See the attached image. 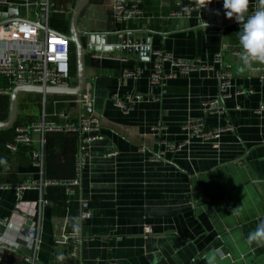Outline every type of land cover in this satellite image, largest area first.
<instances>
[{"label": "crops", "instance_id": "obj_1", "mask_svg": "<svg viewBox=\"0 0 264 264\" xmlns=\"http://www.w3.org/2000/svg\"><path fill=\"white\" fill-rule=\"evenodd\" d=\"M37 1L0 0V13L18 9L19 18L36 21ZM51 1L73 9L77 0ZM139 1L147 11L133 22L115 21L110 0H89L78 19L84 44L91 35L103 36L98 43L112 50L97 59L87 55L84 91L93 104L81 113L101 117L99 138L31 133V149L40 156L35 167L28 148L6 149L21 127L0 130V219L9 220L5 235L16 237L20 247L16 254L1 253L0 264H26L28 256L36 264H264V244L247 242L264 220V112L258 111L264 106V63L243 65V22L224 16L222 0L188 17L172 16L176 0ZM181 2L194 7L198 0ZM252 8H264V0H248L247 12ZM51 21L52 30L62 31ZM159 50L173 60H199L204 69L181 74L165 65L162 94L161 86L150 83L151 54ZM218 70L230 74L229 96L221 114H205L204 104L218 95ZM134 71L137 78L123 77ZM6 88L0 76V92ZM239 90L252 93L239 97ZM135 94L142 99L130 111L112 103L113 97L124 101ZM9 95L0 93V121L7 119ZM53 97H47L53 109L73 100ZM32 99L45 97L22 93L18 105ZM72 105L61 112L69 120L80 112ZM52 112L48 122L67 124ZM198 118L221 129L217 149L182 129ZM152 154L159 157L150 159ZM74 178L78 185L70 194L67 184ZM25 183L31 186L19 196L27 211H16V188ZM58 189L62 199L55 197ZM80 201L87 202L90 218L80 217ZM146 227L151 234H144ZM32 228L36 243L29 250L25 235ZM65 233L77 234L78 242L56 245Z\"/></svg>", "mask_w": 264, "mask_h": 264}, {"label": "built area", "instance_id": "obj_2", "mask_svg": "<svg viewBox=\"0 0 264 264\" xmlns=\"http://www.w3.org/2000/svg\"><path fill=\"white\" fill-rule=\"evenodd\" d=\"M204 0H198V3L194 7L184 6L181 0H176V7L178 10L172 14L175 17H188L193 12L198 14H205V7H201ZM37 10L36 21H14L7 25L0 27V76L6 80L7 88L0 93L9 94L15 87L22 86H39L42 88L53 87L59 89L73 88L76 84V77L70 76L68 71L69 61V48L70 44L67 40V33L52 30L49 27V20L52 17L58 18H69L72 9L57 5L51 0H39L35 4ZM110 9L115 21L129 23L138 20L142 17V4L139 0L129 4L127 0H110ZM264 8H252L248 14H254L257 10ZM44 16V24L42 28H39L37 24H40L39 17ZM102 37V36H101ZM101 45H95L92 43L84 44V50L86 55H89L93 59L101 58L107 53H96L94 52L95 47ZM104 55V56H105ZM153 61V70L150 75V83L159 85L162 87V94L166 91L163 89L164 80V66L168 65L173 70L184 74L195 69H204L200 65L199 60L192 61H181L173 60L164 51H154L151 54ZM139 72H133L126 74L123 77L137 78ZM216 80L218 81V95L217 97L204 104L205 114H221L222 113V102L229 96V80L230 74L224 70H218L215 74ZM260 80H264V75L260 77ZM85 90V89H84ZM252 93L251 90H239L235 91V95L239 97L247 96ZM70 102L77 106L80 112L74 118L69 120V116L65 113L53 114L56 117L67 120L65 126H59L54 122H45L42 120L40 123L30 124L26 127H21L16 130L14 139L9 144H6V149L15 152L17 146H23L30 150L29 156L32 164L38 167L40 164V156L37 152L31 149L32 139L31 133H45V132H61L66 131L70 133L79 134L83 137L84 142H91L99 138V132L101 129V117L85 116L81 113L82 110L90 109L93 104V99L88 93L83 91L79 99L75 97ZM142 99L140 95H132L127 97L124 101L112 98V103L120 108L123 112L132 110L134 104ZM264 112V106L258 110ZM192 138H197L206 144H209L211 148L217 149L219 146L218 140L220 138L221 129H209L206 127L205 121L202 118L192 119L186 123L182 128ZM226 129H231L230 126H226ZM163 131V128L156 127L153 131ZM157 134V133H156ZM158 142L160 141V134H157ZM187 143V142H186ZM158 144V143H157ZM164 146L165 143L162 142ZM168 149H172L166 146ZM180 147V146H179ZM145 149L142 148L141 152ZM159 156L152 154L150 159H156ZM82 164V158L80 156L78 167ZM58 185V183H51ZM70 187L67 192L72 194V188L78 185L77 178L68 182ZM31 184H23L17 187L18 196L15 209L26 212L24 209V203H22L19 192L23 189L30 188ZM30 212V209H28ZM27 212L28 214H30ZM80 217L88 219L91 217L87 202L80 201ZM9 227L8 219H0V254L9 253L16 254L20 247L17 242V238L12 236L8 237L5 235ZM144 234H151L150 228H144ZM27 242V249H33L36 243V233L32 229L28 230L25 235ZM79 236L75 233L62 234L58 239L54 241L56 245L66 244L68 241L78 242ZM24 262L26 264H36L34 257H25Z\"/></svg>", "mask_w": 264, "mask_h": 264}, {"label": "water", "instance_id": "obj_3", "mask_svg": "<svg viewBox=\"0 0 264 264\" xmlns=\"http://www.w3.org/2000/svg\"><path fill=\"white\" fill-rule=\"evenodd\" d=\"M89 0H77L73 6L71 11L69 21H68V32H67V40L70 44L73 45L74 48V56H75V63H76V84L73 88L69 89H59L53 87H39V86H22V87H15L11 90L9 95V109H8V116L5 121H0V130L9 129L13 127L17 114H18V95L19 94H37L43 97L46 96H69L75 97L79 99L81 94L83 93L85 86H86V74H85V56L86 52L84 50V43L83 37L86 34L78 31V19L79 16L87 5ZM217 13V11H216ZM19 10L18 9H9L6 13H0V27L7 25L10 22L14 21H24L19 18ZM205 20H207V15L204 16ZM40 24H37L39 28H42V24H44V16L41 15L39 17ZM98 38L101 40L103 36L98 35H91L89 37L90 43L92 44H99ZM101 43H103L101 41ZM94 52L96 53H112L110 48H106L104 46L95 47Z\"/></svg>", "mask_w": 264, "mask_h": 264}, {"label": "clouds", "instance_id": "obj_4", "mask_svg": "<svg viewBox=\"0 0 264 264\" xmlns=\"http://www.w3.org/2000/svg\"><path fill=\"white\" fill-rule=\"evenodd\" d=\"M211 2L212 0H204L200 8ZM247 6L248 0H222L224 16L234 18L238 25L243 22L238 36L242 48L240 60L243 65L250 66L253 62L264 63V9L248 14ZM205 25L207 28L208 25ZM247 242H255L258 246L264 244V220L248 234Z\"/></svg>", "mask_w": 264, "mask_h": 264}, {"label": "rangeland", "instance_id": "obj_5", "mask_svg": "<svg viewBox=\"0 0 264 264\" xmlns=\"http://www.w3.org/2000/svg\"><path fill=\"white\" fill-rule=\"evenodd\" d=\"M58 21H61V20H58ZM58 21L55 20V22H52V24L54 26H57L59 29H62L63 28L62 23ZM47 97H45L44 101L43 100L41 101V99L26 100L27 103H24L25 101H23V103L20 105V111H19L20 118H17V122L14 123L15 126L13 125V127L14 128L18 126L26 127V126H29L30 124L40 123L42 119L48 123L49 118L47 117L51 116L50 112L53 113L52 111H54L55 114L61 113L63 111L68 112L63 108L73 109L74 107L72 104H70L69 106H67L66 104H61V105H66L67 107L65 106L61 107L60 105H57V107H54L53 109L52 105L50 106V103ZM29 101H32L31 104H29ZM43 112L46 115L45 117L43 116ZM50 122H53V121H50ZM14 128L12 131H14Z\"/></svg>", "mask_w": 264, "mask_h": 264}, {"label": "trees", "instance_id": "obj_6", "mask_svg": "<svg viewBox=\"0 0 264 264\" xmlns=\"http://www.w3.org/2000/svg\"><path fill=\"white\" fill-rule=\"evenodd\" d=\"M145 12L147 11L146 8L143 9ZM142 10V11H143ZM55 18H58V17H52V22H55L54 19ZM68 21L69 19H67L66 21H63L62 22V26L63 28L61 29L62 31L60 32H63V33H67L68 32ZM56 28H58L57 26H55ZM131 27V26H130ZM132 28V27H131ZM133 29V28H132ZM68 48H69V52H70V56H69V61H68V71H69V74L70 76H73V77H76V63H75V56H74V48H73V45L72 44H68ZM88 56L86 55L85 56V66L87 65L88 63ZM100 82H103V81H100ZM53 98H59V99H63V97H57V96H54ZM64 98H67V97H64ZM18 111H20V106L18 105ZM16 122V121H15ZM15 126V124H14ZM13 128V127H12ZM49 144V142H48ZM44 151L47 153V148H44ZM55 197L59 198V199H62V196L64 195L62 193V190L61 189H58L57 192H55ZM72 206V205H70ZM71 210V209H70Z\"/></svg>", "mask_w": 264, "mask_h": 264}]
</instances>
